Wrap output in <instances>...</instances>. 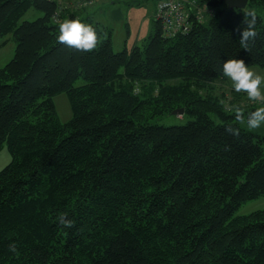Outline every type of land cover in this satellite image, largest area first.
Segmentation results:
<instances>
[{"label": "trees", "instance_id": "trees-1", "mask_svg": "<svg viewBox=\"0 0 264 264\" xmlns=\"http://www.w3.org/2000/svg\"><path fill=\"white\" fill-rule=\"evenodd\" d=\"M201 1L209 14L187 32L166 35L154 16L143 44L116 51L92 16L63 9L54 21L59 0H0V48L10 33L15 41L0 67V150L11 153L0 169V264H264V208L235 214L264 193V138L231 111L260 106L232 88L226 105L216 84L229 58L264 66V0L246 6L260 34L250 51L239 44L243 8ZM32 7L42 15L22 19ZM75 18L97 29L95 51L57 43L59 24ZM180 107L194 119L159 122ZM62 212L73 228L56 222Z\"/></svg>", "mask_w": 264, "mask_h": 264}, {"label": "rangeland", "instance_id": "rangeland-1", "mask_svg": "<svg viewBox=\"0 0 264 264\" xmlns=\"http://www.w3.org/2000/svg\"><path fill=\"white\" fill-rule=\"evenodd\" d=\"M157 0H115L109 2L107 5L97 7L94 11L95 17L103 22L112 32L113 48L120 51L124 48L130 50L135 45H141L147 39L153 28V11L155 9ZM204 3V2H203ZM90 7V6H89ZM83 8L81 10H84ZM155 13V12H154ZM261 14L264 18V7L261 9ZM42 15V12L36 8H30L24 14L22 19L32 20ZM6 43L0 48V67H3L14 55L15 41L13 35L10 33L6 37ZM255 71L264 74V66L250 65ZM217 80L218 92L226 94L223 102L229 105L231 97L230 89L225 88L224 85L231 83L226 77ZM85 80L79 77L75 84H82ZM53 100L56 106L58 116L61 121L65 122L71 119L72 107L68 92L61 91L53 95ZM248 104L264 106L260 102L253 103L246 101L243 106ZM245 113V112H244ZM216 118L214 115H212ZM195 116L188 113H170L163 115L159 122L165 125L184 124L189 120L194 119ZM245 117L247 114L245 113ZM247 128L246 124H241ZM248 129V128H247ZM252 130V129H249ZM260 134L264 138V126L252 130ZM11 161V153L4 145L0 150V169ZM264 208V193L256 198L249 199L243 202L235 211V214H247L252 211Z\"/></svg>", "mask_w": 264, "mask_h": 264}, {"label": "clouds", "instance_id": "clouds-1", "mask_svg": "<svg viewBox=\"0 0 264 264\" xmlns=\"http://www.w3.org/2000/svg\"><path fill=\"white\" fill-rule=\"evenodd\" d=\"M244 19L240 32L239 44L241 48L250 51L255 41L260 35L256 29L258 15L255 8L241 9ZM58 44L64 45L81 53H91L95 51L101 43L97 29L92 24L83 23L79 18L65 19L59 24ZM221 73L231 82L232 89L237 93L246 94L249 101L260 102L264 105V74L255 71L246 65L243 59L229 58L222 63ZM231 111L235 114V119L240 124H246L248 129H258L264 126V106L257 107L245 117L244 110L239 105H233ZM227 134L236 138L240 135V129L232 125L225 127ZM228 150V146H225ZM56 222L66 229L75 226V221L68 217L65 212L56 216ZM9 251L19 255L17 245L11 243Z\"/></svg>", "mask_w": 264, "mask_h": 264}, {"label": "built area", "instance_id": "built-area-1", "mask_svg": "<svg viewBox=\"0 0 264 264\" xmlns=\"http://www.w3.org/2000/svg\"><path fill=\"white\" fill-rule=\"evenodd\" d=\"M99 1L108 0H59V6L52 18L58 21L63 9L79 11ZM208 11V6L200 0H158L155 17L161 21L166 35H175L190 30L194 18L204 21Z\"/></svg>", "mask_w": 264, "mask_h": 264}, {"label": "crops", "instance_id": "crops-1", "mask_svg": "<svg viewBox=\"0 0 264 264\" xmlns=\"http://www.w3.org/2000/svg\"><path fill=\"white\" fill-rule=\"evenodd\" d=\"M109 2H114V1H99L97 3H95L94 5L84 9V10H81L80 11V15L81 17H87V16H92L94 19L97 20V17H95L94 15V11L97 7H103L105 5H107ZM155 9H156V6H155ZM155 9L153 11V16H154V12H155ZM99 20V19H98ZM100 21V20H99ZM221 82L223 83V80L220 78ZM224 84V83H223ZM228 86L227 89H231V83H228V85L226 84V86L224 85V87L226 88Z\"/></svg>", "mask_w": 264, "mask_h": 264}, {"label": "water", "instance_id": "water-1", "mask_svg": "<svg viewBox=\"0 0 264 264\" xmlns=\"http://www.w3.org/2000/svg\"><path fill=\"white\" fill-rule=\"evenodd\" d=\"M224 2L228 8H244L247 6L249 0H221ZM173 113H183L184 108H176L172 111Z\"/></svg>", "mask_w": 264, "mask_h": 264}]
</instances>
